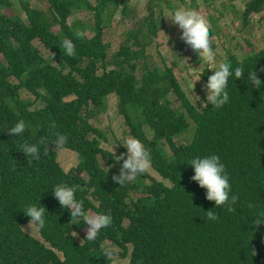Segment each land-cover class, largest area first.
Masks as SVG:
<instances>
[{
	"label": "trees",
	"instance_id": "16d2710c",
	"mask_svg": "<svg viewBox=\"0 0 264 264\" xmlns=\"http://www.w3.org/2000/svg\"><path fill=\"white\" fill-rule=\"evenodd\" d=\"M13 1L23 19L0 11V264H112L103 255L104 243L120 250L112 251L113 257L127 258L126 264H264V223L254 225L264 222V72L259 71L264 48L249 49L240 59L226 50L223 62H230L233 72L243 66L245 76L229 78L226 105L197 110L170 69H149L144 63L143 41L156 32L154 0H147L139 26L122 33L124 41L111 60L102 40L111 13L105 21L102 14L112 6L124 16L128 0H45V10L26 0H0V10ZM177 1L194 8L195 0ZM74 10L91 13L90 36L77 39L80 24L66 22ZM263 10L264 0H246L241 24ZM65 38L75 44V56L64 55ZM33 42L47 52L46 60ZM137 66L142 70L138 80ZM252 69L262 82L259 89L247 80ZM209 76L206 68L200 73L204 83ZM20 92L30 98L21 99ZM109 95L116 99L126 134L150 151L158 181L147 173L123 186L112 181L120 167L111 168L113 156L100 148L101 133L89 122ZM21 119L25 132L10 136L7 130ZM54 133L67 137L59 150L51 145ZM187 134L186 144L175 145V138ZM41 137L49 141L47 156L43 148L39 160L20 152L22 144H36ZM60 150L76 156V165L66 172L56 162ZM211 155L220 157L230 196L238 195V201L233 212L214 208L218 218L209 221L205 212L214 204L190 180L194 172L188 163ZM59 184L75 190L85 214L111 216V226L94 241L85 235L76 241L75 233L88 226L83 218L70 219L53 198ZM29 205L46 209L44 229L33 226L38 238L21 229L30 219L23 214Z\"/></svg>",
	"mask_w": 264,
	"mask_h": 264
},
{
	"label": "rangeland",
	"instance_id": "374dc122",
	"mask_svg": "<svg viewBox=\"0 0 264 264\" xmlns=\"http://www.w3.org/2000/svg\"><path fill=\"white\" fill-rule=\"evenodd\" d=\"M28 4L38 10H45V0H26ZM93 4L94 0H85ZM246 0H195L194 8L187 2H178L177 0H154L152 20L156 26L154 36H148L144 39V63L147 68L157 67L162 70L164 67L170 69L179 87L185 97L190 101L192 106L200 110L203 106V99L206 98V92L202 86L205 84L200 77V73L204 68L208 74H212L213 70L219 67L226 58V50L234 53L237 59L244 57L250 50L257 51L264 48V10L260 14H253L248 18L245 25L241 24L240 13L243 9ZM147 0H128L126 5V13L124 16L120 14V7L113 8L108 6L102 14V20L105 21L108 13L111 16L108 18L103 30V42L107 45L106 59L111 60L112 55L117 50L120 43H123V32L136 29L140 24V19L146 16ZM167 4V5H166ZM181 8H191L196 10L204 17L210 25V37L212 49L215 53V63L208 64L200 59L179 39L181 31L177 26L173 25L169 20L172 18V13ZM1 13L6 16H18L24 18L22 11L15 1L11 2L8 9H1ZM66 22L72 24L74 22L80 24L78 31L82 30L85 36H90V31L87 29L91 25V13L87 10H74L68 15ZM53 31L57 28L53 27ZM144 33L145 27L141 29ZM248 43V45H246ZM33 46L38 49L41 57L47 59L48 54L38 43L33 42ZM137 48V47H136ZM134 46L131 49H136ZM112 68L107 66V69ZM142 70L137 66L134 73L138 80ZM199 79V80H198ZM198 80V81H197ZM194 85V87H193ZM199 97V99H198ZM21 99L30 98L26 93L20 92ZM168 99L172 96L168 95ZM178 108L177 105H175ZM90 124L97 129L102 138L99 139L100 148L111 153L115 164L111 168H118L123 161L117 162L116 156L126 153L124 148L128 136L125 132V127L117 110L116 99L109 95L105 98L103 106L94 111V117L89 120ZM144 133L148 139L151 138V132L144 128ZM189 137L188 134L179 136L174 139L175 145L186 144ZM166 151V147H161ZM126 158V157H125ZM56 162L60 169L66 172L74 167L77 163L76 156L72 152L60 150L56 156ZM148 176L155 180L159 178L149 168L146 172ZM89 215V214H86ZM21 229L31 237L38 238L33 225H22ZM86 228L79 229V232L74 235L78 243L81 242L80 236L86 235ZM105 249H110L113 252L121 253L113 245L104 243ZM112 264H126L127 258L120 259L119 257H111Z\"/></svg>",
	"mask_w": 264,
	"mask_h": 264
},
{
	"label": "clouds",
	"instance_id": "9594fccd",
	"mask_svg": "<svg viewBox=\"0 0 264 264\" xmlns=\"http://www.w3.org/2000/svg\"><path fill=\"white\" fill-rule=\"evenodd\" d=\"M169 21L178 27L181 31L179 39L198 59L208 64L215 63V53L211 45L210 25L204 17L194 9L181 8L172 13V18ZM83 36V32L76 33L77 39H81ZM62 47L64 49V55L69 57L75 56L76 46L72 40L65 38L62 42ZM259 71L264 72V68H260ZM233 75L235 80L243 79L245 76L243 66H237L233 72L230 62H222L216 70L212 71L207 82L202 86L206 92L204 107L210 104L212 108L219 109L229 102V94L226 89L229 78ZM247 80L255 88L259 89L261 87L262 82L258 78L257 72L253 69L247 73ZM50 128L54 129L55 124L53 123ZM25 130L26 124L21 119L14 126L10 127L7 132L10 136H20ZM54 135L55 139L51 141V145L54 149L59 150L67 143V137L60 133H54ZM41 148H43V154L47 156L49 152V141L47 137H41L36 144H22L20 152L26 157L39 160L41 158ZM124 148L126 149V153L119 156L115 155L116 161H123V163L120 166L118 175L112 176V181L119 186H123L125 183L135 180L137 176L143 175L151 165L150 151L144 147L140 140L129 137L125 142ZM188 165L192 167L194 172L190 180L195 182L201 189H204L206 201L213 202L214 204L212 209L205 212L207 220L212 221L218 218L217 213L213 211L214 208L226 206V211H235L233 205L237 203L238 195L230 196L231 185L229 177L218 155L203 158L196 157L191 159ZM52 196L58 201L62 209L69 211L70 219L83 218V223L88 226L85 230L86 235L84 239L94 241L102 229L110 227L112 224V218L109 214L86 215L83 201L76 199L75 190L72 187L59 184L53 189ZM249 206L254 207V205ZM45 213L46 209L41 205L39 207L29 205L23 212L26 217L30 218L28 225H33L37 231L43 230L45 227ZM262 223L264 222L256 220L254 225H260ZM252 253L255 255V252ZM103 255L105 257H113L114 253L110 249H105Z\"/></svg>",
	"mask_w": 264,
	"mask_h": 264
}]
</instances>
